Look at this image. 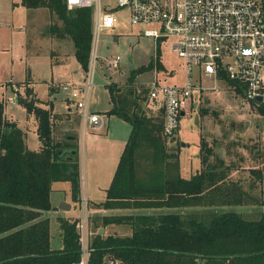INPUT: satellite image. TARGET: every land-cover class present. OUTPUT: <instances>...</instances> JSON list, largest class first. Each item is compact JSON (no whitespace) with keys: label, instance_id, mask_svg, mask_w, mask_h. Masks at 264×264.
<instances>
[{"label":"trees","instance_id":"obj_1","mask_svg":"<svg viewBox=\"0 0 264 264\" xmlns=\"http://www.w3.org/2000/svg\"><path fill=\"white\" fill-rule=\"evenodd\" d=\"M21 4L26 9L46 8L56 14L60 24L50 28L51 35L68 38L74 44V56L86 72L92 8L68 11L64 0H21ZM151 59L132 69L129 79L163 68L158 49ZM226 82L243 94L236 82ZM107 91L112 102L108 115L115 114L129 123L131 132L105 201L99 205L106 209L203 206L213 211L202 217L175 211L103 216V225L126 224L131 234L104 237L94 233L88 264H104L107 259L118 260V264H264V210L253 218L238 211L220 210L254 197L250 190L226 182V170L218 168L231 166H224L221 160L218 165L212 164L209 157L213 151L201 137L202 169L188 179L181 177L177 152L169 151L166 145L173 139L163 135L160 116L147 115L143 99L133 90L121 95L119 86L112 82ZM25 94L19 101L26 112L34 114L42 146L40 151L26 148L24 132L3 115L0 101V264H80L77 218L58 219L63 242L59 250L50 246L49 220L33 222L51 208L53 182L70 180L77 194L78 149L74 144L52 140L50 112L36 105L31 89H25ZM254 108L264 125V103L254 104ZM66 150L68 157H64ZM255 152L254 158H264V152ZM257 171L264 176V164Z\"/></svg>","mask_w":264,"mask_h":264},{"label":"rangeland","instance_id":"obj_2","mask_svg":"<svg viewBox=\"0 0 264 264\" xmlns=\"http://www.w3.org/2000/svg\"><path fill=\"white\" fill-rule=\"evenodd\" d=\"M101 2L103 4H112L111 0H101ZM26 13L27 11L22 7L20 0H0V98L2 91L5 92V86L8 82H11V80L17 81L25 77L26 62L31 70V75H27L34 81L32 89L35 91L36 96L43 101V104L50 105L51 110L57 114H67L68 109L75 114L76 105L71 96V91H65L62 88L64 82L68 81L69 77L73 75L72 71L74 69L77 71L78 75L84 72L80 63L74 56V44L68 38H58L51 35L50 28L56 23L60 24V20L57 18L56 14H52L48 9L39 8L35 12H30L31 15L34 14L31 25L35 26L36 30L39 29L42 31L41 34L48 38V40L51 36L58 40L59 44L65 47V55L58 60L59 62L55 64L53 61L52 64L50 62L49 52L50 49H52V55L55 56L54 52H56L57 46L55 44V46L52 47L46 42L37 54L36 52L32 55L29 54L26 56L25 62L23 58L20 62L19 58H21L25 51V41H22L26 35L25 31L20 27L26 23ZM114 17L115 27L102 30L97 40L98 57L92 76L90 109L102 112L106 121H109V128H128L130 127L129 124L119 116L115 114L108 115L111 104L108 101L109 95L107 86L115 82L121 90L119 93L121 95H125L128 90L137 92L144 101L142 102V106L145 107V103L150 101L146 86L147 82L153 78L154 69L144 71L137 75L132 81L128 77L130 71L148 64L150 60H152L151 58L156 54V49L159 50L160 63L163 65V68L161 70L155 69V71H157V76L166 83H183L186 79L185 67L183 60L169 50L167 42L156 43L152 38L144 35V29L154 28L155 25L144 24L141 26L130 24L128 12L125 8L117 11ZM111 55H119L121 57L122 60L119 68H110L103 60V58H108ZM12 65L14 66V72L11 77ZM192 75L195 76L194 72ZM52 82L61 85L54 93L49 92V85ZM203 85L211 87L214 85V82L204 78ZM71 86V90H80L83 84H73ZM8 90L9 89H6L4 95ZM19 96L20 94H17V97ZM4 98L7 99V96ZM14 99V104L4 101V112L6 115L12 117L22 129L28 131L29 140L37 142L38 138H36L32 132V119L30 120L28 118L25 111L26 109L16 101V97ZM67 99L71 100L69 104H67ZM156 105L158 104L156 103ZM185 110L186 113L180 117L179 125L182 127L183 135L186 137V140L191 143V147L187 148V150L192 160H198V153L200 160L201 155V150L199 149L198 151L196 144L199 139V123H204L209 126L211 123L217 124V126L210 127L202 134V138L207 144H211V139H208V137H215L214 135L217 137L214 139L216 140L215 143L210 146L213 151L211 158L209 157L212 164L218 165L220 162L219 160H221L231 167H234V165L238 164L236 160L237 156L243 152L247 154V161L242 164L243 166H247V168L241 169L239 170L240 172L234 174H226L225 176L227 178V183H235L250 190V194L254 197L252 199H244L245 203L239 206L222 207L220 210L238 211L248 218L257 217L260 211L264 210V206H262L264 202V176H262L263 173L257 171L258 169L251 168L252 166H259V168H261V164H264V158H260L261 156L258 159L254 158L256 148L258 151L255 153L264 152V125L262 123V116L257 112L256 108H254L253 104L251 105L244 101L242 94L230 89L224 83H218L214 91H206V94L202 95L200 100H194L191 109L186 108ZM72 117H74L73 125L77 124L81 118L77 115ZM232 121L233 123L230 124L229 122ZM210 129L214 132H210ZM94 135L95 139L103 137V144L108 145L109 140L108 137H106L107 134ZM86 138L84 141V165L85 178L88 183L87 197L89 198L88 174L90 169V144ZM166 145L171 152L176 153V151L180 149L178 142L172 144L167 143ZM202 154L205 155V152ZM221 157H224L225 160ZM170 159L173 160L174 158ZM254 170H256V172ZM211 211H213L211 208L200 206L194 208L186 207L175 212H180L181 215L196 214L202 217ZM70 214H79L78 205L76 211H74L73 208ZM91 220L94 223L92 217H90V223ZM96 221H98V219ZM96 224H94V227ZM51 236L53 237L52 246L61 245V239L55 230L54 223L52 225Z\"/></svg>","mask_w":264,"mask_h":264},{"label":"built area","instance_id":"obj_3","mask_svg":"<svg viewBox=\"0 0 264 264\" xmlns=\"http://www.w3.org/2000/svg\"><path fill=\"white\" fill-rule=\"evenodd\" d=\"M111 1L112 4H103L101 0H64L68 11L92 8L91 49L85 82L80 90L62 85L65 91H71L84 130L98 131L105 124L103 114L89 109L92 76L98 57L97 40L102 30L115 27L114 14L124 8L130 24L155 25L144 29V35L156 43L167 42L169 50L183 60L186 75L183 83H166L157 76L154 68L153 78L146 86L149 99L156 102L162 112L163 135L168 139L177 132L185 109L206 91H214L218 83L235 91V85H229L226 80L234 81L242 87L244 101L253 106L264 103V0ZM103 60L110 68L117 69L122 59L119 55H111ZM204 78L212 80L214 85L204 86ZM257 98H261L259 103ZM7 101L13 102V98L7 97ZM82 187L76 218L80 264H88L91 253L89 204ZM106 263L119 262L107 259Z\"/></svg>","mask_w":264,"mask_h":264},{"label":"crops","instance_id":"obj_4","mask_svg":"<svg viewBox=\"0 0 264 264\" xmlns=\"http://www.w3.org/2000/svg\"><path fill=\"white\" fill-rule=\"evenodd\" d=\"M21 3V0H20ZM22 5V4H21ZM22 7L27 11L26 15V23L22 25V27H20L23 31H25L26 35L24 36V39L22 42L25 41L24 45H25V51L23 52V55L21 56V58H19L20 62L23 58L24 62L26 61V56H28L29 54H36L38 53V51L41 49V47H43L45 45L46 42H48V44L52 47L57 46V50L56 52H54L55 56L52 55V49H50L49 55H50V62L53 64H56L57 62H59L58 60L60 58H62V56L65 55V47L62 46L61 44H59L58 40L54 39L51 35V37L46 38L44 35H42V31H40L39 29L36 30L35 26L31 25V20L32 17L34 16V14L31 15L30 12H35L37 10H31V9H26L23 5ZM41 40V41H40ZM14 44V43H13ZM16 44V43H15ZM54 56V58H53ZM13 72H14V66L12 65L11 68V77L13 76ZM73 75L71 77H69L68 81H65V83H67L68 85L71 84H83L85 81V72H82L80 75H78L77 71L74 69L73 71ZM25 77L23 79H18L17 81L11 80V82H8V84L5 86V92L6 89H9L7 91V95L2 91V95L0 98V101H2L3 105H4V101H7L6 98H4L5 96L7 97H11L13 98V102H8L10 104H14L15 103V97H16V101L19 102V104L21 105L19 99L24 97L25 94V89L29 88L32 91V97H34V99L36 100V105L38 107H42L46 110H48L51 114V131H52V140L54 142H62V143H70V144H74L78 151H77V161L76 164L78 165V183H79V187H78V191L77 194H75L73 192V185L71 183L70 180H60V181H56L53 182L52 187H51V192L49 195V201L51 202V208L49 210H45L41 213V215L34 220L33 222L37 221V220H42L43 218H47L49 220V236H50V246L52 249L55 250H59L62 248V236H61V230H60V226H59V218H67V219H75L77 217V215H73L70 214V211L73 210L76 211L77 205H78V195L81 191V187L83 185V189H84V193L86 195V197L88 196V192H87V186L88 183L86 182V178H85V165H84V141L85 138L87 139L88 143L90 144V152H89V165H90V169H89V174H88V182H89V198L87 197L88 200V208H89V216L92 217V219H94V223L91 220L90 223V235L91 237L94 236V233L98 232L99 230L102 229L103 232L99 233L101 235H103L104 237L108 236V235H129L130 233V228L128 225L126 224H106L103 225L101 219L103 216H113V215H120V216H130V214H145L147 215L148 213H165L167 211H179L182 210L183 208L186 207H182V208H134V207H130V208H126V207H113V209H106L103 208L102 206H100L99 204L105 201V197H106V193H107V189L109 188L110 184L112 183V177L115 173V170L117 168V163L119 161V158L125 148V144L126 141L128 139V136L131 132V126L129 124L130 127L128 128H109V121H106V118H104L105 124L104 127L98 131L96 130H89L83 129L82 126V119H79V122L75 125H73V119L74 117L72 116H80V113H78L77 108L75 109V114L71 112L70 109H68V113L67 114H57L55 112H53L51 110L50 105H44L43 101L41 99H39L36 96L35 91H33V83L34 81L31 80V78L27 75L30 74L31 75V70L28 66V63L26 64L25 62ZM11 79V78H10ZM81 79V81H80ZM84 80V81H83ZM63 84V85H64ZM61 85L60 84H56L54 82H52L49 85V92L50 93H54L56 92L59 87ZM17 94H20L19 97H17ZM15 97H13V96ZM109 95V94H108ZM205 95V94H204ZM202 97V95L200 97L195 98L196 100ZM6 99V100H5ZM194 99V100H195ZM109 103L112 106V102L110 100V95L108 98ZM69 102H71V100L67 99V104H69ZM50 103V102H49ZM194 101L192 102L191 106L189 107L190 109L193 107ZM22 107H24L22 105ZM144 107V106H142ZM25 108V107H24ZM89 109H90V100H89ZM91 110V109H90ZM144 111H146L147 115L149 116H153V117H158L160 116V118L162 119V112L159 109V106L156 105V102H153L152 100H150L148 103H145V107L143 109ZM26 111V110H25ZM94 111V110H91ZM94 112H99V111H94ZM102 114V112H99ZM107 113V112H106ZM186 113V112H185ZM184 113V114H185ZM183 114V115H184ZM3 115L11 122H14L16 124V126L21 130V132H24V142L26 145L27 149L33 150V151H40L41 150V146H42V142L40 140V136H39V132H37V120L34 116V114L32 113H28L26 112V115L28 116V118L31 120L32 119V126H33V130L32 132L34 133V135L36 136V138H38L37 142L35 141H31L28 138V131L26 129H22L18 123L10 116L6 115V113L3 110ZM104 115V114H103ZM81 117V116H80ZM230 124L233 123L229 122ZM238 124V123H237ZM217 126V124H213L211 123V125H207L204 123H199L198 127H199V139L198 142H196L197 147H198V151L200 149V138L202 137V134H204L205 130H208L210 127H215ZM125 127V126H124ZM178 130L177 132L174 134V136L171 138L173 139L172 141H169L168 143H174V142H178V144L180 145V149L179 151L177 150V159L179 162V173L181 177L184 178H190L191 176H193L196 172H199L200 169H202V162H200L199 160V153H198V160L194 159L192 160L190 158V155L188 153L187 148L191 147V143H189L186 140V137L183 135V131H182V127H180V125L178 126ZM219 127V126H218ZM203 132V133H202ZM210 132H214L212 129H210ZM107 134L106 137H108L109 143L108 145L103 144V137L100 138H96L95 139V135L94 134ZM92 134V135H91ZM91 135V136H89ZM212 135V134H210ZM215 137H208V139H211V144H209V146H212V144L215 143L216 140H214L216 137V135H214ZM183 137V139H182ZM93 143V144H92ZM246 148V147H245ZM242 148V149H245ZM68 151H65L64 157H68ZM248 151V150H247ZM242 152V151H241ZM236 155V154H235ZM246 157L247 154L245 152L240 153L236 160H237V165H234V167H230V168H224V167H220L218 168L219 170H226L227 174H234L237 172H240L239 170H243L244 168L246 169L247 166H243L242 164L244 162H246ZM74 158L73 161L76 159ZM225 160L224 157H221ZM241 164V165H239ZM225 166L229 165V164H224ZM261 167V166H260ZM259 166H252L251 169H258ZM194 208V207H191ZM98 219V221H96ZM101 221V223H100ZM53 223L55 224V230L58 234V236L61 239V245H56V246H52V225ZM97 223V224H96ZM94 224H96V226L94 227ZM108 231V233H107ZM113 233V234H111Z\"/></svg>","mask_w":264,"mask_h":264},{"label":"water","instance_id":"obj_5","mask_svg":"<svg viewBox=\"0 0 264 264\" xmlns=\"http://www.w3.org/2000/svg\"><path fill=\"white\" fill-rule=\"evenodd\" d=\"M256 101L259 103V102L261 101V98H257ZM102 232H103V230L100 229V230H99V233H102ZM104 264H107V263L105 262Z\"/></svg>","mask_w":264,"mask_h":264}]
</instances>
